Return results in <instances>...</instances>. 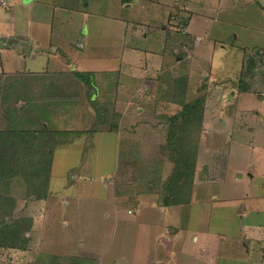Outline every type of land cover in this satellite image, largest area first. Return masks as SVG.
Listing matches in <instances>:
<instances>
[{
    "label": "rangeland",
    "instance_id": "rangeland-1",
    "mask_svg": "<svg viewBox=\"0 0 264 264\" xmlns=\"http://www.w3.org/2000/svg\"><path fill=\"white\" fill-rule=\"evenodd\" d=\"M9 1L11 5L0 8V15L4 13L6 19L0 22V128L12 133L40 131V138L65 143L55 151L45 196L32 193L23 177L0 180V223L6 221L9 228L21 230L26 236L24 241L16 239V245L0 244V264H264L261 176L250 187L249 181L231 184L232 179H228L227 195L223 185L213 186L216 181L210 179L214 151L221 150L227 159L235 141L228 152L224 137L230 127H239L242 118L254 132H237L236 137L245 144L253 141V152L238 150L231 159L237 166L245 164L240 171L253 164L257 173L264 174V168L260 169L264 167V0L235 4L224 0L220 6L192 0L187 7L184 0H134L127 3L130 6H122L120 0H109L104 6L89 1L87 17L76 14L67 21L65 15L63 27L71 30L66 45L85 25L82 34L86 47L63 54L71 57L74 67L110 69L117 65L124 43L135 42L143 48L128 55L148 77L143 85L140 83L138 100L131 105L113 100V83V87H101L107 78L94 79L90 86L82 80H61L76 81L73 72L57 76L49 70L41 71L48 59L41 53L52 51V32L38 20L51 25L55 18L50 10L48 15L29 6L33 18L30 22V18L22 17L19 28L13 23L17 14L10 13L16 10L17 0ZM180 2L183 6H173ZM128 22L133 33L126 37ZM197 35L203 39L196 49ZM24 44L34 46L28 56L22 53ZM250 58L255 66L249 73L246 68ZM219 61L226 67L218 74L237 79L233 86L223 89L209 81ZM64 65L68 67L63 58L54 68ZM134 72V68L129 71ZM135 76L133 81L137 80ZM59 79L62 85H53ZM81 83L88 86L87 92ZM234 85L239 91L236 104ZM135 86L134 82L131 93ZM60 89L78 92L76 108L61 105L65 100L56 95ZM204 94L207 98L212 95L205 131L198 141L204 151L200 149L194 157L192 181L178 182L175 165L181 160L175 146L183 137L187 151L193 154L198 128L187 119L190 127L185 129V120L180 117L179 134L169 145L172 118L179 115L182 103ZM221 99L227 111H221ZM96 105L99 109L95 110ZM89 107L95 114L89 113ZM231 169L239 170L234 166ZM23 173L30 182L39 181L33 168H24ZM195 174L199 176L197 183ZM216 191L219 196L212 197ZM8 197L15 198L14 207L7 202ZM220 206L223 210L217 211ZM230 207L237 208L232 212ZM241 210L246 217L240 215L244 214Z\"/></svg>",
    "mask_w": 264,
    "mask_h": 264
},
{
    "label": "crops",
    "instance_id": "crops-1",
    "mask_svg": "<svg viewBox=\"0 0 264 264\" xmlns=\"http://www.w3.org/2000/svg\"><path fill=\"white\" fill-rule=\"evenodd\" d=\"M85 1H88V2H86V4H84ZM89 1H94L95 3L101 4L102 6H104V4H107V2L109 0H17L16 2H14V4L16 3V10H14L15 12L12 11L10 13H13V16H14L15 13L17 14L16 19L14 20L13 23H17L19 28H22V26H21L22 25V21H21L22 17L23 18H25V17L30 18V22H31V20L33 18V17H31V15L29 13V6H36V7L40 8L41 10L43 9L44 12L46 14H48V15H49V10L52 12V17H54L55 19H54V21H52L51 25L49 24V22L45 23V22H43L41 20H38V24L39 25H41L44 28L48 27L49 28L48 30H50L52 32L51 33V37L49 39V43H50V46L52 47L51 48L52 51L48 55L45 54L43 51H41V52H43V53H41L43 56L44 55L48 56V59H47L45 65H43V67L40 69L41 71L45 72V71L49 70V72L54 73V75H57V76H63L64 72H67L69 74L72 73V72H75V71L76 72H92V73H94L95 80H98V81L101 80L102 81L104 78H107L105 83H103V81L101 83V87H103V89L107 88V87H113V85H114V88H116V89L112 92V96H114L113 100L115 102H126L128 105H131L133 102L138 100V97H139L138 96V93H139L138 92V88L140 87V83H142V85H143V83L146 82L145 78L147 77V74H141V68H140V66H138L139 64L132 62L128 58L129 54H132V53L136 54V51L143 50V48L140 47L137 43H135V42L124 43L123 44V50H122V52L120 54V57L118 58L117 65L114 66L113 68H110V69L88 70V71L85 70L84 67H81V69H79L77 67H74L75 63L72 64L73 61L71 60V57H69V56L65 57L63 55V54H66V53H69V54L73 53L74 54L76 49H84L86 47V45H85V35L82 34L84 32V29H85L84 28L85 27L84 24H82V28L81 29L75 31L76 32L75 38L72 41H70L68 45H66V39H67V37L69 35L68 33H70L71 30H66L68 28H64L63 25L67 21L70 20L69 18L72 15L82 14L83 17H87V15H88L87 7L90 4ZM133 1L134 0H120V4L122 6L123 5L130 6V4H132ZM152 1H158V0H152ZM223 1L224 0H218V2H217V0H215V1L211 0L212 3H207L206 0H205L203 3L207 4V6L208 5L213 6V5H215V3H217L216 5L220 6V4L223 3ZM233 1H234L233 4H235V1H240V0H233ZM191 2H192V0H184V6L187 7ZM127 3H130V4H127ZM8 4L11 5L9 0H8ZM256 4H259V3L256 1ZM176 5H178V6L182 5L183 6V3L182 2L175 3L173 6H176ZM0 8L1 9L5 8L3 6V4L1 3V1H0ZM0 13H1V11H0ZM65 15H67V21L66 22H64V16ZM0 16H2V19L0 17V20H1L0 22H5L6 19H5L4 13L2 15H0ZM38 18H42V17H38ZM129 26H130V24L128 22L127 30H126V37L129 35V33L130 34L133 33V32H129ZM1 35H4V34H1ZM133 36L134 35H132L131 39L133 38ZM201 39H203L202 36H198V35H197L196 38H194L195 43H197L196 46H195L196 49H197L198 43L202 42ZM74 43H77L80 47H74L75 46ZM24 46H25L26 49L23 50L22 53H25L26 56H28V54H30V52L34 51V46L33 45L30 46L29 48H28L27 44H24ZM71 50H75V51H73L71 53ZM37 52H39V51H37ZM63 58L66 59V63H67L68 67H65V65H64V68L55 69L54 68V64L60 63V59H63ZM242 58L244 59V54H243ZM221 59L226 60V58L223 57V56H221ZM55 60H56V63L53 62ZM242 62H243V60H241V64H242ZM1 63H2V61H0V65H1ZM2 65H3V63H2ZM224 67H226L224 65V62L223 61H219L218 65H216L215 69H214V67L212 68V69H214V71H213L214 75L209 80L210 82L215 81L216 84L219 87H222L223 89L228 88L227 86L229 84L231 86H233V84H235L234 81L237 82V79L224 78V77H221L220 74H218V71L220 69L222 70V68H224ZM133 68L135 69V72L134 73H129L130 69H133ZM151 70H153V69H151ZM1 72H3V71H0V73ZM11 73H14V72H11ZM11 73L7 72V74H11ZM239 74L238 75L236 74L237 76L235 75V77H238ZM135 75H139V77H136ZM133 76L136 77V79H137L136 81H133ZM216 77H218V79H216ZM75 79H76V81L75 80L72 81V79H61V80L71 81L73 83L74 82L75 83L81 82V80L77 79L76 77H75ZM61 80L59 79V80H56L55 82L53 81V85H55V83H56L58 85V87H60L62 85ZM134 82L136 83L135 87H137V88H135L134 92L131 93V91L129 89L134 84ZM96 83H97V81H96ZM112 83H113V85H112ZM213 84H215V83H213ZM45 85H48V84H45ZM84 85H86V84L85 83L82 84L81 87L83 88V90L85 92H87L88 86L86 85L87 88H85ZM145 85H147V84H145ZM237 85H234V88L232 90L233 91L232 92L233 93L232 97H233V99L235 101V104L237 103L236 100H238L236 93L239 92L238 90L235 89ZM103 89L101 90V94L102 95H104L106 93ZM52 90L56 91V89H52ZM146 90L147 91L150 90L148 86H147ZM76 93H78V92H76ZM76 93H71V92H66V91L61 90V92L60 93H56V95L58 96V98L61 97L62 99L65 100L64 103H62L61 105H64V106L71 105L74 108H76L77 104L79 103L77 101L78 96H76ZM210 93H212V95H213L214 92L212 90H210ZM212 95H210V97H208L207 101H206L204 128H205V125L207 123L206 119H207L208 114H209L208 113L209 110H208L207 105L211 102L212 99H210V98H211ZM51 96H52V94H51ZM224 96H225V94L222 95V99L224 98ZM34 98H36V97H34ZM222 99L220 100V104L223 105V107L221 108V111L222 110H226L227 111V108L225 107V103H222ZM60 108H61V106L58 105L57 109L60 110ZM84 108H86L85 105H84ZM89 110H90V112H89L90 114H95V110H93L90 107H89ZM140 110H142V109L140 108ZM211 110L214 111V108H212ZM234 110H235V112H237V107L234 108ZM124 114H128V112L124 113ZM141 114H144V113H141ZM244 115L250 116V115H253V114H244ZM90 117H91L92 123L94 124L95 123L94 122V120H95L94 115H92ZM221 117H223V114H221ZM241 120H242V122H239L240 123L239 127H236L235 126L236 124L233 125L232 127H230L228 133L224 137L225 140H226V142L224 144L227 146L228 152L230 151L229 146H230L231 142L235 141L233 149H232V152H229L227 159L225 157H223L224 154H222L221 150L220 151L219 150L214 151V155H213L214 159H213V164H212V171L210 172V179H213V181H216V182L215 183L212 182L211 185H213V186L215 185V186H218V187L223 185L224 195H227V191H226L227 185H226V183L228 182V179H232L231 184H233V182L239 183V181H243V182L249 181L250 183H249V185H247V187L255 185L254 182L256 181V177L258 175L261 176L260 179L258 180V183H262V181H264V174L260 175L259 173H257V169H256L255 165H253V164L250 165L252 168L249 167V169H246V171H240L241 169H243L241 167H244L245 164L239 163L238 166H237V165H235L233 163V161L231 159L232 155H235L238 152V150L241 151V152H245L246 151V153L253 152L252 151L253 150V148H252L253 141H250V142L248 141L249 143L247 142L245 144V143H242L240 141L241 138L238 139L236 137V133L237 132L240 133L239 135L246 134V133H248L247 131L254 132L253 131L254 127L248 125L246 123V121L244 120V118H242ZM84 128L85 129H89L88 127H84ZM204 131H202V135L204 134ZM249 140H251V138ZM257 148H258V146H257ZM200 149H201V153H202L204 151L203 143L201 144ZM201 156H202V154H201ZM215 159H216V161H215ZM231 166L239 168V170L231 169ZM253 167L256 169L255 171L253 170L254 169ZM263 168L264 167L260 166L261 170H263ZM53 170H54V164L52 166V173H53ZM197 174H198V172H197ZM197 174H195V183H197L198 177H199V176H196ZM233 178H234V181H233ZM52 181H53V178H51V183H52ZM195 187H196V185H195ZM247 190H249V188H247L244 192L247 193ZM213 194L214 195H211L212 197H216V195L219 196L218 195V191L214 192ZM218 203H220V205H222L221 201H219ZM236 208L237 207L233 208L234 211H235ZM215 209L217 211L223 210V206L217 207ZM233 209L230 207L229 210H231L233 212ZM240 212L244 213L245 210H241ZM246 214L247 213L240 214V215H243V217L245 215V217H246ZM242 222L243 221L241 220L240 223H242Z\"/></svg>",
    "mask_w": 264,
    "mask_h": 264
},
{
    "label": "trees",
    "instance_id": "trees-1",
    "mask_svg": "<svg viewBox=\"0 0 264 264\" xmlns=\"http://www.w3.org/2000/svg\"><path fill=\"white\" fill-rule=\"evenodd\" d=\"M255 66V60L253 58L249 59L246 71L249 73L252 72ZM73 75L76 76L79 80L86 82L88 85H93L94 83V73L92 72H73ZM242 81V80H241ZM240 81V82H241ZM242 84V82H241ZM248 90V89H244ZM206 101L207 96L204 94L203 96H198L194 100L189 102H184L182 110L178 113V116L172 118L173 126L170 131V135H168V141L172 144L175 143L177 139V135L179 134L177 131V122L182 119L185 123V129L190 127L188 120L191 123H195L197 126V146L193 149V154L187 151V148L184 145V138L182 137L181 143L179 142L178 146H175V149L178 151L177 153L180 155L181 162L175 165L176 172L180 175L178 177V182L182 179L187 182V180H191L194 177V170L196 166V160L194 161V157H197L198 152L200 151V146L198 144L199 138L201 136V131H203L204 120H205V111H206ZM96 109H99L96 105ZM98 118L101 117L100 114H96ZM192 118L194 120H192ZM195 121V122H192ZM114 129L117 130L118 126L115 125ZM184 129V130H185ZM67 131V130H65ZM69 132H66L68 134ZM183 131L181 134L183 135ZM42 132L37 131L33 132H22L20 131L12 133L5 128H0V180H10L11 178L23 177V179L27 182L29 187H32V193L38 194V196L43 197L46 194L47 187H49L50 182V172L52 170L55 151L58 147H60L64 140L57 141L53 143L50 140H46V138H40ZM36 135H39L38 137ZM69 135V134H68ZM171 143L169 145H171ZM196 155H195V154ZM39 157L38 159H36ZM176 161H179L176 160ZM24 168L29 170V168H33L37 173L35 177L39 180L37 183H32L28 180V175L23 173ZM176 184V183H174ZM40 185L42 187L41 190L33 189V187H37ZM172 190V189H171ZM7 202L12 204L14 207L16 201L15 198L8 197ZM10 204V205H11ZM11 210H13L11 208ZM6 212V210H4ZM24 224V223H23ZM30 226H32V222L29 221ZM2 229H0V244L5 243L9 245H16V239L20 238V241H24L26 236H22L21 230L11 229L7 226V222H1ZM29 230V229H27Z\"/></svg>",
    "mask_w": 264,
    "mask_h": 264
},
{
    "label": "built area",
    "instance_id": "built-area-1",
    "mask_svg": "<svg viewBox=\"0 0 264 264\" xmlns=\"http://www.w3.org/2000/svg\"><path fill=\"white\" fill-rule=\"evenodd\" d=\"M1 1V3L3 4V6H7V4H8V0H0Z\"/></svg>",
    "mask_w": 264,
    "mask_h": 264
}]
</instances>
